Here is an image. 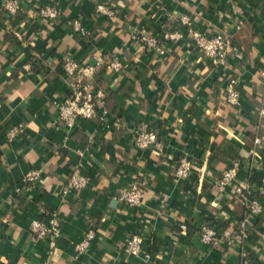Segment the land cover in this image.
<instances>
[{"label":"crops","instance_id":"0c3cea01","mask_svg":"<svg viewBox=\"0 0 264 264\" xmlns=\"http://www.w3.org/2000/svg\"><path fill=\"white\" fill-rule=\"evenodd\" d=\"M0 0V264H239L244 252L264 264V5L261 0H15L18 12ZM56 6L60 17L40 20L37 9ZM113 9L108 18L98 7ZM182 18L208 35L224 34L240 49L223 69L213 67L186 36L168 42L162 56L138 53L142 34L156 35ZM77 20L86 31L71 29ZM183 30V28H179ZM78 63V79L105 93V119L77 121L65 130L56 105L69 94L62 59ZM117 59L114 72L108 62ZM239 80L236 107L224 99L228 77ZM18 128L8 141L7 132ZM141 128L155 131L149 149L134 147ZM258 138L259 144L254 140ZM227 140L240 149L229 160L217 146ZM188 155L193 170L174 176ZM238 162L233 182L219 188L222 173ZM39 178L25 184L24 176ZM75 170L90 183L62 194ZM146 186L142 204L119 201L133 178ZM261 205L248 220L246 238L217 247L204 244L200 227L220 235L244 219L236 188ZM56 211L60 236L50 249L33 241L32 222L41 210ZM96 235L77 255L74 245L88 227ZM184 227V230H181ZM143 238L149 259L128 257L125 241Z\"/></svg>","mask_w":264,"mask_h":264},{"label":"built area","instance_id":"2783aa9c","mask_svg":"<svg viewBox=\"0 0 264 264\" xmlns=\"http://www.w3.org/2000/svg\"><path fill=\"white\" fill-rule=\"evenodd\" d=\"M264 5V0H261ZM3 9L12 15H16L19 8L15 0H7L3 5ZM97 12L112 18L114 16L113 9L109 7H98ZM60 10L56 6H45L37 9L35 16L40 20H56L60 17ZM177 27H171L165 24L161 27L159 34H142L136 40L138 53L149 54L153 56H162L168 42H181L185 36L190 39L193 47L207 59L210 64L219 69L226 67L230 58H237L240 55V49L236 44L230 42L229 38L224 34L208 35L200 32L192 26V23L182 18L178 22ZM73 32L82 36L86 35V31L81 23L74 20L70 23ZM179 28H183L180 30ZM62 72L66 82L69 84L68 96L59 104L56 105L57 121L65 130H70L77 121L98 120L102 122L105 119V93L101 89L93 88L88 80L78 79L80 67L74 60L64 57L62 59ZM108 68L114 72H119L122 69L121 63L117 59H111L108 62ZM264 88V73L262 74ZM225 102L231 106L239 105L240 89L239 80L236 77H228L223 88ZM261 116H264V108L259 111ZM18 128L10 129L6 138L8 141L14 139L18 133ZM134 147L139 150L149 149L157 142V134L153 130L147 128L139 129L132 138ZM255 144H259V139L254 140ZM193 170V164L188 155H184L178 161L174 176L178 180H185ZM239 170L238 162H233L221 175L217 182V186L222 188L236 179ZM39 178L38 171H30L27 173L23 182L25 184L32 183ZM90 181L82 175L78 170H75L68 177L66 184L62 189V194L65 195L70 191L80 192L87 188ZM145 179L136 175L129 186L121 193L119 201L127 207H138L142 204L145 190ZM236 194L241 203L244 205L246 215L243 220L239 221L234 227H229L222 234H216L212 228L207 225L200 227L201 241L212 247L220 246L224 243H234L240 239L246 238V228L249 219L258 217L261 213V205L255 198L248 196V188L238 186ZM41 218L32 222L31 236L33 241L46 240L48 247L51 249L54 246L55 240L60 236V218L56 211H49L45 208L41 210ZM184 230V227H181ZM95 229L90 226L87 228L83 239L74 245V250L77 255L83 254L89 248L91 242L95 238ZM124 252L128 257L149 259L150 255L144 250L143 238L140 234H132L125 241ZM239 264H252L248 255L244 252L239 253Z\"/></svg>","mask_w":264,"mask_h":264},{"label":"trees","instance_id":"16d2710c","mask_svg":"<svg viewBox=\"0 0 264 264\" xmlns=\"http://www.w3.org/2000/svg\"><path fill=\"white\" fill-rule=\"evenodd\" d=\"M220 154L229 160H234L240 155V149L227 140H223L218 146L217 150ZM206 225V224H203ZM202 226V225H201ZM208 226V225H207ZM235 228V226H234ZM200 231V229H199Z\"/></svg>","mask_w":264,"mask_h":264}]
</instances>
